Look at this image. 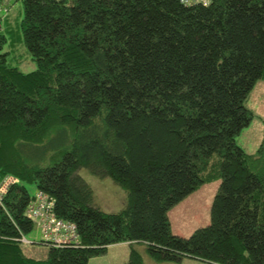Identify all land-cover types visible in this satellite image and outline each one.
Listing matches in <instances>:
<instances>
[{
    "label": "trees",
    "instance_id": "trees-1",
    "mask_svg": "<svg viewBox=\"0 0 264 264\" xmlns=\"http://www.w3.org/2000/svg\"><path fill=\"white\" fill-rule=\"evenodd\" d=\"M19 1L37 68L9 64L0 18V180H19L0 210V264H89L116 244L130 246L126 264H143L137 244L157 263L264 264V127L254 154L236 143L264 81V0ZM80 169L125 190L124 207L102 211ZM214 181L209 224L174 235L168 211ZM24 184L76 225L80 247L23 254Z\"/></svg>",
    "mask_w": 264,
    "mask_h": 264
},
{
    "label": "rangeland",
    "instance_id": "rangeland-1",
    "mask_svg": "<svg viewBox=\"0 0 264 264\" xmlns=\"http://www.w3.org/2000/svg\"><path fill=\"white\" fill-rule=\"evenodd\" d=\"M0 18H2V33L5 32L7 43L4 52L9 53V64L27 74L36 70V63L23 43L21 22L23 19V7L19 0H0ZM246 106L250 109L254 118L250 126L245 128L236 138L238 146L246 153L254 154L261 142L264 127V81L257 83L249 94ZM77 175L91 188L93 202L106 213H117L125 205L126 192L110 178H99L88 169H80ZM7 176V175H6ZM13 176V175H10ZM15 177V176H14ZM219 181L199 186L195 191L177 203L168 211L171 231L174 235L187 238L198 228L205 227L210 222V207L217 191ZM31 197L35 196L37 189L30 184H24ZM29 240H39L40 233L33 230L26 234ZM142 256L143 264H212L209 262L184 257L178 263H157L153 261L145 251L143 245H134ZM23 254L36 261L47 259L49 248L43 245H21ZM130 246L128 244H116L107 248L105 254L92 257L89 264H126L129 260Z\"/></svg>",
    "mask_w": 264,
    "mask_h": 264
},
{
    "label": "built area",
    "instance_id": "built-area-1",
    "mask_svg": "<svg viewBox=\"0 0 264 264\" xmlns=\"http://www.w3.org/2000/svg\"><path fill=\"white\" fill-rule=\"evenodd\" d=\"M184 6L202 5L209 6L212 0H178ZM19 180L7 175L0 180V210L7 214L4 201L12 187L17 185ZM54 202L51 198L42 193H37L28 202L24 211L26 220L32 224V231L38 230L40 233L39 240L29 241L25 235L19 233L14 241L19 244L43 245L48 248H78L80 239L75 224L58 218L54 211Z\"/></svg>",
    "mask_w": 264,
    "mask_h": 264
}]
</instances>
